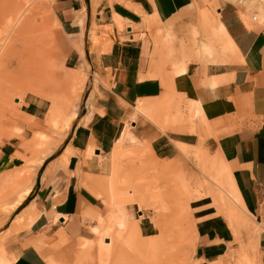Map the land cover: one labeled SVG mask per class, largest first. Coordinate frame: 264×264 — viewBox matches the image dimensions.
Here are the masks:
<instances>
[{"label":"crops","instance_id":"0c3cea01","mask_svg":"<svg viewBox=\"0 0 264 264\" xmlns=\"http://www.w3.org/2000/svg\"><path fill=\"white\" fill-rule=\"evenodd\" d=\"M200 3L52 0L50 18L58 23L65 51L62 68L81 69L86 79L69 129L57 137L56 145L33 169L27 196L0 217V238L7 256L13 257L11 264H46L45 258L55 254L48 248L58 235L73 240L93 235L87 223L92 224L93 211L102 204L85 185L100 173V159L108 155L127 123L130 136L147 141L158 159L173 158L177 154L175 142L196 144L195 133L161 132L147 120L141 122L139 116L129 119L139 99L155 98L163 92V78L177 96L198 100L209 121L236 116L245 99L260 97L264 90V24L254 22L251 27L233 2H220L218 21L240 57L231 62L206 61L195 55L197 40L203 37L197 13ZM154 16L169 30V44L148 23ZM181 57H186L184 71L172 74L173 63ZM211 78L219 80L214 87L208 83ZM47 106L39 96H23L19 105L22 129L18 135L0 139V192L8 185L5 173L24 164L21 145L31 136L28 127L42 129ZM206 143L227 169L228 184L238 205L262 229L253 235L241 229L235 240L211 199L195 198L189 202L194 225L191 264H226L229 260L223 258L229 248L248 249L252 240L249 253L253 260L246 264H264V121L243 118L218 138L208 137ZM88 147L91 153L86 155ZM65 150L67 161L60 165L58 159ZM128 207L125 205V212L137 221L140 235L153 234V227L144 225L143 219L130 217ZM18 217L22 220L15 222Z\"/></svg>","mask_w":264,"mask_h":264},{"label":"rangeland","instance_id":"374dc122","mask_svg":"<svg viewBox=\"0 0 264 264\" xmlns=\"http://www.w3.org/2000/svg\"><path fill=\"white\" fill-rule=\"evenodd\" d=\"M200 1L197 13L202 25L201 38H204V41L196 43L195 55L206 60L204 57L206 49L221 50L226 43L225 40L230 38L220 27L216 12L222 0ZM51 2L52 0H0V42L3 43L0 54L2 65H0V139L18 135L22 129L19 123V117L22 115L19 105L26 94L44 98L43 100H48L50 106H55L56 102L60 104L68 101L69 111L71 114L74 113L72 118L71 114L68 115L70 120L64 124L56 122L58 109L51 116L48 111L45 112L43 119L47 120L45 131L41 134L32 132L26 140L28 142H23L21 148L24 143L31 142L34 137L37 138L39 146L37 150L39 149L41 155L34 156L36 162L30 167L29 160L32 158L27 155L20 156L24 164L5 174L8 185L0 192V217L17 207L12 205L20 193L21 182L24 181L22 190L30 189L33 169L41 163L42 156L45 158L50 153L58 141L57 137L69 129L80 107L86 75L85 73L83 75L82 87L77 89L76 93H72L75 80L81 76L80 69L62 68L61 61L65 51L56 26L58 23L50 18ZM28 3L29 7L25 8ZM18 7L19 10L26 11H19ZM13 10H17L19 16L12 27L5 22H8ZM20 12L24 14L20 15ZM242 15L251 27L254 22L264 24V12L254 2L245 4ZM214 30L222 31H219L217 36L212 33ZM48 32L50 35H47ZM211 36L217 40L215 42L210 40ZM169 39L161 40L169 44ZM224 51L225 57L230 58V50L224 48ZM29 57L33 60L31 61ZM185 60L186 57H181L173 63L172 74L184 71ZM162 80L164 89L158 97L139 99L156 124L147 121L161 132L169 130L195 133L198 137L196 144H175L177 154L173 158L158 159L147 141H138L130 136L128 132L130 125L127 123L124 136L119 137L108 155L100 159L102 164L100 173L92 176L90 183L85 185V188L102 204L101 209L93 211L94 219L93 221L89 219L92 224L87 223V227L93 228V235L88 234L89 239L74 240L58 235L57 241L48 248L49 252L55 254L46 258L44 256L46 264H191L194 225L189 202L201 196L211 199V205L216 213L226 220L235 240L238 239L241 229L252 235L256 233H252L246 227L247 222L255 226L249 214L237 207L234 208V213L229 215L217 203L214 186L208 180V177H211L209 172L212 171L215 177L219 178L220 184L225 186L227 191L228 178L216 151L208 146L206 139L218 138L221 133L233 129L243 118L255 123L264 121V90L259 98L245 99L240 105L241 108L236 111V116L228 115L222 120L209 121L205 118L204 107L198 104V100H186L177 96L167 80L164 78ZM208 83L210 85V80ZM140 120L146 121L143 117ZM90 153L91 148L88 147L86 155ZM67 154L68 151L65 150L59 157L60 165L66 162L63 159ZM199 167L206 172L205 175L199 172ZM185 180L188 182L185 183ZM188 188H192V195L188 194ZM125 205H130L128 208L131 211V218L143 219L144 225L153 227L151 228L153 234L140 235L137 221L129 219ZM21 220L22 218L18 217L15 222ZM249 239L251 236L247 241ZM253 242L254 240L249 242V245ZM250 247L247 249L244 246L248 252L252 251ZM241 250L234 251L229 248L225 254L229 260L227 262L229 264L236 262ZM12 260L13 257L7 256L0 238V264H11Z\"/></svg>","mask_w":264,"mask_h":264},{"label":"bare ground","instance_id":"6f19581e","mask_svg":"<svg viewBox=\"0 0 264 264\" xmlns=\"http://www.w3.org/2000/svg\"><path fill=\"white\" fill-rule=\"evenodd\" d=\"M224 0H222V2H223ZM227 1H231V2H233L235 5H236V7H237V10L241 13V14H243V12H244V8H245V4L246 3H248V2H254V3H256L257 5H258V7L264 12V0H227ZM28 6L27 7H25V8H28L29 7V5H30V3H28L27 4ZM24 8V9H25ZM17 10H19V7H18V9ZM12 11L11 13V15L9 16V14H8V16H9V18H8V22H5V23H9V25L10 26H12L13 27V25H15L16 23L15 22H17V18H18V16H19V14L17 15V13L16 12H18V11ZM21 10V9H20ZM19 10V11H20ZM198 10H199V5H198ZM21 11H23V12H25L24 10H21ZM22 12V13H23ZM21 13V12H20ZM22 13L20 14V15H22ZM24 14V13H23ZM153 15V14H152ZM21 17V16H20ZM118 17V16H117ZM144 17H151V16H145L144 15ZM149 19H150V21H149ZM148 19V23L149 24H151V25H153L154 26V28H155V30H154V32L156 31L157 33H160V35H161V39H165V38H170L171 36H170V33H169V30L168 29H163V27L161 26V25H159V22H158V20H157V18L154 16L153 17V19L152 18H149ZM19 20V19H18ZM121 21V20H120ZM147 23V24H148ZM145 24H146V22H145ZM7 25V24H6ZM7 27V26H6ZM147 27H148V25H147ZM222 29L224 28V27H222V26H220ZM42 28H44L43 26H42ZM152 28V27H151ZM154 28H152V29H154ZM10 29V28H9ZM45 29V28H44ZM148 29V28H147ZM171 29V28H170ZM7 30V29H6ZM11 30V29H10ZM173 31V30H172ZM215 31V30H214ZM212 32V33H215L217 36H218V33H219V31H222V30H219V31H215V32ZM174 33V31L173 32H171V34H173ZM47 35H50V33L48 32L47 33ZM159 35V36H160ZM174 35V34H173ZM155 36V35H154ZM210 40H214V42L217 40L216 38H214L213 36H211L210 37ZM9 41V40H8ZM201 41H204V38L202 39H198L197 40V43H199V42H201ZM5 42V41H4ZM225 44H224V47L223 48H221V50H212V49H206L205 50V52H204V57H205V59L207 60V61H211V62H213V61H218V60H224V61H236V60H238L239 58L238 57H240L239 56V54L237 53V50H236V48H235V45H233V43L231 42V40H225ZM3 43L1 44V42H0V54H1V51L3 50L2 48H3ZM224 48L225 49H227V50H230V54H231V57L229 58H226L225 57V51H224ZM27 56V55H26ZM1 58V57H0ZM31 57H29V59H30ZM31 61L33 60V59H30ZM29 61V60H28ZM1 62V61H0ZM220 62V61H219ZM29 64H30V62H29ZM1 65V64H0ZM2 66V65H1ZM82 68V67H81ZM32 73V72H31ZM79 74L81 75L80 76V78H78V79H76L75 80V83L76 84H74V87L72 88V93H76V90L77 89H79V88H81L82 87V80H84V78H83V75H84V72L80 69V72H79ZM214 77V76H213ZM220 77V76H219ZM215 78V77H214ZM214 78H211L210 79V86L211 87H214L213 85H215L216 83H219V82H217V81H219V80H214ZM220 79V78H219ZM79 86L78 88L76 87V86ZM79 91V90H78ZM35 93V92H34ZM65 95V94H64ZM43 96V95H42ZM62 97H63V95H62ZM61 97V98H62ZM60 98V99H61ZM44 99V98H43ZM59 99V100H60ZM64 99V98H63ZM62 99V100H63ZM58 100V101H59ZM46 102H48V100L46 101ZM61 102V101H60ZM17 103V102H16ZM52 103V102H51ZM57 103H59V102H56L55 103V106L54 105H52V106H50V104H49V102H48V106H47V110H46V112L48 111V113H49V115L51 116V114L55 111V110H57L58 109V112H56L57 114H58V119L56 120V122H64V124L65 123H67V121H69L70 120V117L68 118V115H70L71 113H70V111H69V105H70V102L68 103V101H66V102H64V103H60V104H57ZM67 103V104H66ZM54 104V103H53ZM198 104H200L199 103V101H198ZM22 114V113H21ZM20 116H23V114L22 115H20ZM137 116H139V117H143L144 119H146V120H149V121H153V123H155L156 124V122L153 120V118H152V116L149 114V112H147V110L145 109V107H143V105H141V103H140V101L138 100L137 101V103H136V105L133 107V110H132V112L130 113V117H129V119L131 118H133L134 119V117L136 118ZM49 117V116H48ZM56 117V116H55ZM72 117H74V113H72L71 114V118ZM138 118V117H137ZM13 119V118H12ZM51 119V118H50ZM132 119V120H133ZM134 120H136V119H134ZM51 121H53V120H51ZM126 121V120H125ZM133 122V121H132ZM11 123V122H10ZM47 124V120L46 121H42V129L41 130H37V129H34L33 127H28V129L31 131V133L32 132H35V133H37V134H41V133H43L44 131H45V129L47 128L46 125ZM126 127H127V125H126ZM125 127V128H126ZM125 128L123 129V131H122V133L120 134V137L121 136H124V130H125ZM163 132H166L165 130H162ZM26 132V131H25ZM34 133V134H35ZM22 138V137H21ZM37 139V138H36ZM35 139V137L34 138H32L31 140V142L29 141V143H24V145H23V147H22V151H23V153L21 154V157L22 156H30L32 159L31 160H29V166L28 167H30V166H33L34 165V163L36 162V159H34V156L35 155H41V152H39V149L37 150V147H39V146H37L38 145V143H37V141L38 140H36ZM26 142H28V141H26ZM41 144V143H40ZM175 144H178V142H175ZM41 147V146H40ZM205 156V155H204ZM218 156V155H217ZM27 158V157H26ZM29 158V157H28ZM36 158V157H35ZM43 158H44V156H42L41 157V161L43 160ZM63 158H64V156H63ZM217 158H219L220 159V157L218 156ZM19 159V158H18ZM205 159V158H204ZM63 160H65V161H67V157H65V159H63ZM203 160V159H202ZM217 160V159H216ZM27 161H28V159H27ZM214 161H215V159H214ZM221 161V160H220ZM207 162V161H206ZM215 163V162H214ZM217 163V162H216ZM219 163V162H218ZM214 166V165H213ZM216 166V165H215ZM204 167V166H203ZM219 167V166H218ZM228 167V166H227ZM199 172H201L203 175H205V171H203L200 167H199ZM224 170H225V172L226 173H228V171H227V169L226 168H224ZM211 171V170H210ZM188 172V171H187ZM186 172V173H187ZM209 172V171H208ZM6 174V173H5ZM192 174V173H191ZM209 174H210V176L211 177H208V180L211 182V184L214 186V188H213V190L216 192V197L215 198H217L216 199V201H217V203L218 204H220L221 205V207L224 209V211L225 212H227V214H229V215H231V214H233L234 213V208H239V209H242L239 205H238V203H237V201H236V199H235V197H234V195H233V191L231 190V188H233L232 186H231V188L229 187V189H228V191L224 188L225 186H223L222 184H220V180H219V178L218 177H215V175L213 174V172L211 171V172H209ZM183 175H185V173L183 174ZM187 176V175H186ZM193 176V175H192ZM189 178V177H188ZM184 179V178H183ZM18 183L20 184V179H18ZM186 182H188V181H186L185 180V183ZM19 184H17V186H19ZM189 184V183H188ZM24 186V181H22L21 182V185L19 186V188H20V193H19V195L16 197V199H15V201H14V204L12 205V207H16V206H18L20 203H21V201L24 199V197L25 196H27V194H28V192H29V188H26L25 190H22V187ZM228 188V187H227ZM18 189V188H17ZM191 189L192 188H188V194L189 195H192V193H191ZM16 190V189H15ZM22 190V191H21ZM234 190V189H233ZM12 193H13V191H12ZM187 194V195H188ZM186 195V196H187ZM191 197V196H190ZM188 198V197H187ZM238 199V198H237ZM188 201V200H187ZM4 204V203H3ZM250 216V215H249ZM250 218H251V216H250ZM251 220H252V218H251ZM246 224V227H247V229L249 230V231H252V233H257L258 232V230L262 227V225L260 226L259 224L257 225V224H255V226H254V224H251L250 222H247V223H245ZM262 229V228H261ZM263 231V230H262ZM261 232V231H260ZM253 245L254 244H251V247L253 248ZM251 254L248 252V250H246L244 247H243V249L241 250V252L239 253V255H238V257L236 258V262H234L233 264H246V263H248V262H250V261H252L253 260V257H252V259H251ZM226 258L227 257H225V255H224V258L223 259H225V262L227 261L226 260ZM228 259V258H227ZM220 261H221V258H220ZM255 261V260H254ZM225 262H222V263H225ZM226 264H229L228 262H226Z\"/></svg>","mask_w":264,"mask_h":264}]
</instances>
